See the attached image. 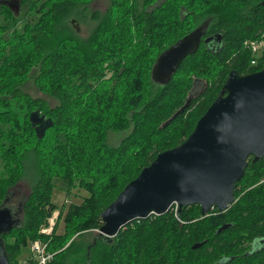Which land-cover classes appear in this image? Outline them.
I'll return each mask as SVG.
<instances>
[{"label": "trees", "instance_id": "trees-1", "mask_svg": "<svg viewBox=\"0 0 264 264\" xmlns=\"http://www.w3.org/2000/svg\"><path fill=\"white\" fill-rule=\"evenodd\" d=\"M94 1L0 0V206L23 177L33 180L21 217L1 234L4 250L19 264L21 248L40 239L52 253L46 264H193V232L213 238L222 224L228 231L264 212V157L248 158L234 201L209 220L198 204H174L104 237L100 212L157 153L189 135L231 70L264 67L244 45L264 32L262 0H106L103 10ZM204 22L198 50L167 83L154 81L157 56ZM28 82L54 104L33 96ZM35 110L51 119L43 133L29 120ZM112 134L121 135L115 144ZM55 178L66 195L77 186L87 195L60 208L45 234Z\"/></svg>", "mask_w": 264, "mask_h": 264}, {"label": "water", "instance_id": "water-1", "mask_svg": "<svg viewBox=\"0 0 264 264\" xmlns=\"http://www.w3.org/2000/svg\"><path fill=\"white\" fill-rule=\"evenodd\" d=\"M72 23L79 31L77 22ZM207 26L201 23L164 49L152 65V79L167 83L185 57L198 50ZM29 120L39 133L51 125L37 110ZM250 156L252 162L264 157V67L247 74L229 72L189 135L157 153L100 212L99 234L113 237L129 221L161 215L174 204H198L202 215L213 207L223 212L234 201L235 184ZM16 222L11 209L0 206V264H10L1 234Z\"/></svg>", "mask_w": 264, "mask_h": 264}, {"label": "flooded vegetation", "instance_id": "flooded-vegetation-1", "mask_svg": "<svg viewBox=\"0 0 264 264\" xmlns=\"http://www.w3.org/2000/svg\"><path fill=\"white\" fill-rule=\"evenodd\" d=\"M220 213L222 212L218 210L209 211L200 219L205 217V220H209L210 216ZM254 218L252 221L249 219L240 220L241 225L232 227L228 231L225 230L228 224H222L223 227L221 225L215 232L219 234L213 238L208 236V231L202 238L200 234L193 232L192 263L197 264L200 258L204 257L212 260L209 264H264V212ZM218 219L216 218V220ZM244 222L254 225L247 226ZM200 255L203 256L200 257Z\"/></svg>", "mask_w": 264, "mask_h": 264}, {"label": "rangeland", "instance_id": "rangeland-1", "mask_svg": "<svg viewBox=\"0 0 264 264\" xmlns=\"http://www.w3.org/2000/svg\"><path fill=\"white\" fill-rule=\"evenodd\" d=\"M105 7H106V0H95L91 6V8H97L100 10H103ZM77 26L79 27L80 33L86 34L88 30V26L86 24H80V25L77 24ZM261 56H263L262 63L264 64V47L261 51H259L256 54V57H261ZM26 89L29 90L33 96H42L48 99L50 105L54 104L53 99L39 94L38 91L31 84V82H28V84L26 85ZM120 136L121 135L112 134L110 139L111 144H115L116 142H118ZM54 180H55V187L52 194V201L57 205V208L53 211L52 215H54V226H55L56 220L60 213V208L65 207L72 202L80 203L83 197L87 195V191L83 187L77 186L72 188L70 193L66 195V193L62 189V185H63L62 182L58 178H55ZM32 184H33L32 178L23 177L16 184V186H14V188L10 191L9 197L5 205L11 209L15 218L21 217V213H20L21 209L19 208V205L21 201L27 196L29 190L31 189ZM63 227H64V223L61 220L58 223L57 232L58 233L63 232ZM29 249H30V244L21 248V252L18 257L19 261L28 257L30 253Z\"/></svg>", "mask_w": 264, "mask_h": 264}, {"label": "built area", "instance_id": "built-area-1", "mask_svg": "<svg viewBox=\"0 0 264 264\" xmlns=\"http://www.w3.org/2000/svg\"><path fill=\"white\" fill-rule=\"evenodd\" d=\"M245 47L251 50L255 55L264 47V32L255 39L244 41ZM54 226V215L48 219V224L40 228L41 233L49 234ZM29 255L27 258L19 261V264H46L52 259V253L47 250V244L40 239L30 242Z\"/></svg>", "mask_w": 264, "mask_h": 264}, {"label": "bare ground", "instance_id": "bare-ground-1", "mask_svg": "<svg viewBox=\"0 0 264 264\" xmlns=\"http://www.w3.org/2000/svg\"><path fill=\"white\" fill-rule=\"evenodd\" d=\"M210 25V24H209Z\"/></svg>", "mask_w": 264, "mask_h": 264}]
</instances>
